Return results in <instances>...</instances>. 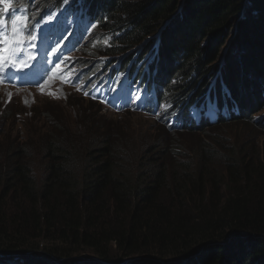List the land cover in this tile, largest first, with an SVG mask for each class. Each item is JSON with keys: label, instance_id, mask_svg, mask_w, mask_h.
<instances>
[{"label": "trees", "instance_id": "obj_1", "mask_svg": "<svg viewBox=\"0 0 264 264\" xmlns=\"http://www.w3.org/2000/svg\"><path fill=\"white\" fill-rule=\"evenodd\" d=\"M70 1L77 4L80 0ZM81 2L90 18L99 17L100 31L106 29L119 36L124 54L144 44L139 47L142 51L138 59L152 56L148 70L156 69L161 101L168 99L170 108L183 111L184 116H192V110L202 107L203 118L213 105L219 110L215 114L218 118L205 119L201 127L181 131L167 130L161 124L164 138L133 134L132 145L127 143L124 130L117 127L106 123L103 127L95 123L97 129L85 127L84 133L94 130L88 133V142L99 138L100 146L90 149L87 171L79 176L78 167L85 154L75 153L76 145L69 147L71 141L66 137L77 121L66 127V119L57 116L56 131L51 135L55 139L48 140L45 153L50 161L39 190L31 165L27 164L29 153L10 154L16 159L6 169L0 163V254L8 258L18 255L25 261L24 257L31 256L36 264H126L137 259H145L146 264H264L263 154L236 152L239 143L227 145L225 191L219 186L222 181L217 173L211 174V190L205 188V175L211 173L212 151L203 152L196 161L180 159L173 166L176 173L172 176V193L184 198L196 194L201 201L199 206L209 195L210 203L216 199L222 206L217 216L212 217L204 205V209L194 211L185 206L184 211L172 206V199L167 202L162 198L169 187V161L176 160L172 156L175 152H167L173 146L167 133H193L253 121V117L235 115L231 116L235 118L232 121L219 119L223 108L254 114L264 110V0ZM230 26L237 30L236 35H225ZM225 44L228 46L219 62ZM119 50L120 45H115L107 53L116 54ZM130 70L131 78L151 85L152 81L136 66ZM254 125L264 128L256 120ZM98 128H104L105 134ZM116 146L119 151H132L143 168L137 173L129 170L122 156L117 155ZM12 191L26 195L34 204L42 201L48 212L41 218L25 212L15 214L7 220V230L3 220L7 213L1 211V203L3 196L6 198ZM56 192H62L63 197L53 195ZM233 197L236 201L231 204ZM229 231L235 234L234 239L221 245ZM25 237L29 244L20 241ZM42 240L48 243L41 244ZM110 242L118 246L116 252H123L125 258L111 256L113 252L107 249ZM72 244L84 245L93 256L71 257L78 252L74 251L77 247L74 245L69 251L65 246ZM40 245L50 247L39 250ZM224 250L230 253L226 258ZM166 251L176 257L160 259Z\"/></svg>", "mask_w": 264, "mask_h": 264}, {"label": "rangeland", "instance_id": "obj_2", "mask_svg": "<svg viewBox=\"0 0 264 264\" xmlns=\"http://www.w3.org/2000/svg\"><path fill=\"white\" fill-rule=\"evenodd\" d=\"M69 22L73 26L72 31H75L77 35H81L83 33L84 24L87 39L85 40L86 53L83 52L82 54L85 56L86 60L92 59L93 62H96V64H91L89 66V73L92 79H97L99 81H95V85L92 87L90 93L87 95L83 93V97L79 94L72 95L70 93H67L65 98L59 100V98L50 99V97L47 98L44 96H39L36 92L31 93L29 97H25L21 94L16 96L9 95V89L13 87L8 85H3L5 91H3L2 89L0 91V163L3 164L4 168L6 169L7 165L12 162V160L14 161L16 159L15 157L11 158L10 154L14 152L24 151L26 154L29 153L30 160L27 164L31 165L30 168L34 175L37 190L40 189L43 176L46 174L47 169L45 166L46 164L49 165L50 159L48 155H45V153L48 146V140L55 139L52 138L51 135H53V133L56 131L55 126L57 124L55 122L57 120V116L66 119L65 122H63L66 127L70 122L77 121V125L74 129L71 130V133L65 135L69 139V141H71L69 142V147L72 148V146L76 145V149L74 150L75 153L80 152V154H85L84 161H82L80 163V166L78 167L79 176H83V172L87 171L86 160L89 156L90 149L100 146L99 138H94L93 142H88V133L94 130L90 132L85 131L87 133H84L82 132V130H84L85 127H93L97 129L95 123H98L100 127L105 126L103 123H106L109 127H117L120 130H124L123 135L126 136L125 139L129 144L135 141V137L133 134L138 136L141 133L144 136L147 135L148 137L156 136L157 140L162 139L166 136L165 132L160 128L159 124L141 114H136L133 110H128L125 113L116 114L109 111V109H105L100 103L91 101L92 99H98L102 95L103 87L106 86V81H108V77L103 79L105 72L102 68V65L106 61L110 60L109 63L115 62L114 66H117L119 61H114L115 59H117V57H106L105 55H101L98 53L100 49L107 48V45L100 38L96 36L92 37V35L95 34V23H89L86 18H83L80 21L77 19H69ZM54 30H58V26H55ZM232 34L236 35L237 30L235 28H231L230 26L225 32V35L229 36ZM227 46L228 44H225V46L223 47L221 51L222 55L220 54V58L218 60L219 62L224 57L225 48ZM211 78H209L208 80H211ZM111 86L113 87V90H116L117 87V102L124 101L132 90V88L127 83H125L124 80L121 81V78L114 80L111 83ZM18 91L19 90H16L13 93L15 94ZM139 100L140 96L137 95L131 99V102H138ZM143 101L151 102L152 100L149 96H146ZM128 113L130 114L128 115ZM257 116L264 117V110L259 111L257 113ZM84 121L88 122L84 123ZM63 123H60V125ZM258 123L263 124V121ZM128 125L131 127H124ZM66 127H64V130L66 129ZM98 129H100L101 134H105L104 128ZM165 129L171 130L167 127H165ZM167 137L170 143L173 144V146L171 145L172 147H170L167 152H175L172 153V156L173 158H176V160L169 161V179L167 180V186L169 187L163 193L162 198H164L167 202L172 199V206H174L176 209H184V211L187 209L186 207H189L194 211L195 208L196 210L198 208L204 209L202 205H204L205 207L207 206L210 209L208 212L212 215V217L219 215L220 209L222 208V206H219L220 202H217L216 199L214 200L215 203H212V201L210 203L209 195H207V197L203 199L202 205L199 206L201 201L196 194L186 195V198L189 197V195L191 196L187 200L186 198L182 197V195L180 197L179 195H175L174 193H172L171 185L175 179L172 176L176 173V171L173 170V166H176V164L180 162V159L187 160L188 162L191 160L196 161L199 157H201L203 152L212 151V166L209 167V171L211 173L209 175H205V188L208 191L211 190V188L213 187L211 174L217 173V176L220 177L219 181H222L219 186L223 191H225L224 182H226L227 180V169L224 163L226 162L225 158L227 156V145L239 143V146L236 148V152L244 150V152L247 153L264 155V128L255 126L254 121L252 120L243 122L241 123V125L234 124L231 127H222L219 129L210 128L204 131L193 133H167ZM248 142H250V145H248ZM115 149L118 152L117 155L120 157L122 156V159L124 160L129 170L137 173V170L143 168L142 163L137 162V158H135L131 154L132 151H119L117 146L115 147ZM53 195H59L60 198L63 197L62 192H56V194ZM222 195L223 197L227 196L225 193H222ZM235 201L236 198L233 197L229 202L232 204ZM1 205H3L1 207V211L7 213V215L3 216L6 217L3 220H6L7 230L10 229V225L9 223H7V220H11L10 217L15 214L25 212V214L27 215L36 214L39 218H41L45 212H48L47 208H44L42 201H40L39 204L38 202L34 204L33 201L28 199L26 195L22 196V194L14 191L10 192L6 196V198L5 196H3ZM30 207H32V210L30 209ZM22 217L23 216H20L19 218ZM201 218L204 220L202 216ZM229 233H232V231H229ZM233 235L235 234H231V236ZM231 236L223 239V241L221 240L222 242L220 241V244L224 245L227 240L234 239L235 236ZM28 237L22 238L20 241L29 244L30 242L27 243L26 241L28 240ZM40 243L47 244L48 241L42 240V242ZM74 245L75 247H77V249L74 251L78 252L72 253V255H70L71 257L93 256L91 255V251H89V249H86L84 245L81 244H72L65 247L67 248V250L71 251ZM40 246L41 249L39 250H48V248L50 247H44V245ZM107 249L113 252L111 256H115V258H125L123 256V252H116L118 246H116L114 242H110L109 246H107ZM167 253L160 259H169L176 257V255L174 254L170 255L169 252ZM228 255H230V253L225 251L224 258H226ZM132 258H134V255ZM190 258L185 262L190 260ZM24 259H26V261L22 259H10L5 255L0 254V264H36L33 261V257L31 256L27 258L24 257ZM130 262L131 261H128L127 263ZM146 263V261H142L138 262L137 264ZM235 263L237 262L235 261ZM191 264H195V261H192Z\"/></svg>", "mask_w": 264, "mask_h": 264}, {"label": "snow or ice", "instance_id": "obj_3", "mask_svg": "<svg viewBox=\"0 0 264 264\" xmlns=\"http://www.w3.org/2000/svg\"><path fill=\"white\" fill-rule=\"evenodd\" d=\"M64 2L67 3L68 0ZM0 5L4 6L5 12L9 11L10 6L6 0H0ZM53 19L54 17L49 15L47 20L42 18V22L49 23ZM39 29L40 22L29 27L28 16L17 15L15 9H12L10 27L0 18V74L4 79H14L15 74L11 70L21 68L25 60L32 58V48L35 46L36 32ZM6 68L9 69L8 73H5Z\"/></svg>", "mask_w": 264, "mask_h": 264}, {"label": "clouds", "instance_id": "obj_4", "mask_svg": "<svg viewBox=\"0 0 264 264\" xmlns=\"http://www.w3.org/2000/svg\"><path fill=\"white\" fill-rule=\"evenodd\" d=\"M77 12H78V10H76ZM91 20H94L96 23H99L100 24V19H99V17L98 18H96V19H94V18H90ZM104 19H106V17L104 18ZM89 19L87 18V21H88ZM91 20H89V23H91ZM98 24V25H99ZM98 25L96 26V29H95V34L93 35V36H95L96 35V37H98V38H101L102 37V39H104V38H106V39H109L110 41L112 40V41H114V44L111 46V45H108V44H106L107 45V48H102V49H100L101 51H105V56L106 57H117V59H119V57L117 56V54L118 53H120V54H124V51H121L122 50V48H123V46H122V44H120L119 42H120V38H119V36H117V35H114V33L113 32H109V31H107L106 29H103V30H99V28H98ZM115 45H120V50L118 51V53H116V54H110V53H107V51L109 50V49H113V47H115ZM142 45H144V44H142ZM142 45H140V46H137L136 48H134V49H132V50H130L128 53H126V54H132L131 56H130V58L131 59H133L132 57H134V59H136V58H139V53L138 52H141L142 50H140L139 49V47H141ZM144 58H147V59H144V61L145 60H147V61H145L146 62V64H147V67H149V64H150V62L152 61V56L150 55V56H147V57H144ZM117 59H115V60H117ZM114 60V61H115ZM93 62V60L91 59V60H86V59H83V61H80V62H78V64L77 65H75V67L74 68H77V71H76V73H78V74H84V73H87V70H81V69H79V66L80 65H82V63H84V65L85 66H88L89 67V64H86V63H92ZM122 62V64H124L126 67H128V63H126L125 61H121ZM136 63H138V61H136ZM104 65V67H106V63H104L103 64ZM112 66H113V63H110V67L112 68ZM129 70H127V69H125L124 70V76H123V78H125V77H127L128 79H130L131 78V70H130V68H128ZM156 71V69L153 71V72H155ZM115 72L117 73V74H119L120 76H121V74L118 72V69H116L115 70ZM131 80V79H130ZM76 94H79V93H76ZM79 95H81V94H79ZM82 96V95H81ZM83 97V96H82ZM164 102L167 104V107L166 108H164L162 111H160V113H161V115L160 116H158V117H152V120L154 121V122H157V124H159V125H164V126H166L167 128H169L170 129V125H169V122H167L168 121V116H172V117H176L177 116V113H176V111H174V110H172L171 108H170V102H169V100L168 99H165L164 100ZM232 113L231 114H234L236 117L235 118H240V117H247V118H251V117H253L252 119H253V121L254 120H256L257 122H261V121H263V124H261V126H263L264 127V117L263 116H257V114H254V113H249V112H244V113H240V114H238V112H235V111H231ZM176 115V116H175ZM179 117V116H178ZM185 117V116H184ZM235 118H231L229 121H232V120H234ZM192 127H201L200 125H194L193 123L190 125V127H188V128H181V130H187V129H189V128H192ZM171 130H173V129H171ZM181 130H176V131H181ZM12 258V257H11ZM10 258V259H11ZM18 259H21V258H18Z\"/></svg>", "mask_w": 264, "mask_h": 264}, {"label": "bare ground", "instance_id": "obj_5", "mask_svg": "<svg viewBox=\"0 0 264 264\" xmlns=\"http://www.w3.org/2000/svg\"><path fill=\"white\" fill-rule=\"evenodd\" d=\"M88 6V5H87ZM53 11L57 14V15H59V16H61L63 13H62V11L57 7H54L53 8ZM9 20H10V18H9ZM52 31V30H51ZM87 38H86V36H85V40H86ZM106 77H108V76H106V73L104 74V76H103V79H105ZM102 79V80H103ZM95 81H99V80H97V79H92V84H91V86L90 85H86V86H84V88H86V89H90V88H92L95 84ZM1 84V83H0ZM2 85H4V84H2ZM76 88H80L79 86H76ZM214 106L212 105V108H213ZM206 108H208V107H206Z\"/></svg>", "mask_w": 264, "mask_h": 264}, {"label": "water", "instance_id": "obj_6", "mask_svg": "<svg viewBox=\"0 0 264 264\" xmlns=\"http://www.w3.org/2000/svg\"><path fill=\"white\" fill-rule=\"evenodd\" d=\"M231 234H232V233H230L229 236H231ZM12 258H14V259H18V258H20V256L15 255V256H13ZM144 260H145V259H137V260L131 261L130 263H126V264H136V263H138V262H142V261H144Z\"/></svg>", "mask_w": 264, "mask_h": 264}]
</instances>
